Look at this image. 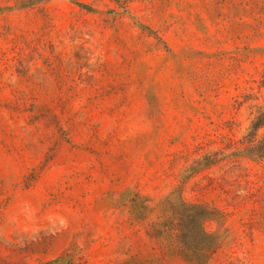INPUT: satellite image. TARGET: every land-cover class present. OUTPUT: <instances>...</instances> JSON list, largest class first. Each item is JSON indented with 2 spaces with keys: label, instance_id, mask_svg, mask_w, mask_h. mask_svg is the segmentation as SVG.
Segmentation results:
<instances>
[{
  "label": "rangeland",
  "instance_id": "rangeland-1",
  "mask_svg": "<svg viewBox=\"0 0 264 264\" xmlns=\"http://www.w3.org/2000/svg\"><path fill=\"white\" fill-rule=\"evenodd\" d=\"M259 107L264 0H0V264H264Z\"/></svg>",
  "mask_w": 264,
  "mask_h": 264
},
{
  "label": "trees",
  "instance_id": "trees-1",
  "mask_svg": "<svg viewBox=\"0 0 264 264\" xmlns=\"http://www.w3.org/2000/svg\"><path fill=\"white\" fill-rule=\"evenodd\" d=\"M264 129V107H259L249 128L248 134L243 138V149L240 155L253 157L254 159L264 160V135L259 137V132ZM200 207L192 206V209L199 211ZM180 235H182L180 233Z\"/></svg>",
  "mask_w": 264,
  "mask_h": 264
}]
</instances>
